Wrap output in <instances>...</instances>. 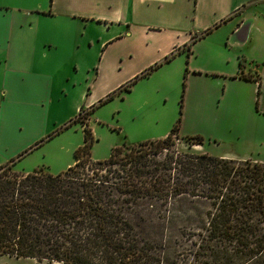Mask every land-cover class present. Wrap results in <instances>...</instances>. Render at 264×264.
<instances>
[{
  "label": "crops",
  "instance_id": "crops-1",
  "mask_svg": "<svg viewBox=\"0 0 264 264\" xmlns=\"http://www.w3.org/2000/svg\"><path fill=\"white\" fill-rule=\"evenodd\" d=\"M180 54L190 67L205 58L194 70L221 78V99L245 96L264 118V0H0V131L65 135L82 110ZM7 141L10 154L31 146ZM10 154L0 166L23 156Z\"/></svg>",
  "mask_w": 264,
  "mask_h": 264
},
{
  "label": "trees",
  "instance_id": "trees-1",
  "mask_svg": "<svg viewBox=\"0 0 264 264\" xmlns=\"http://www.w3.org/2000/svg\"><path fill=\"white\" fill-rule=\"evenodd\" d=\"M84 126L75 163L57 175L0 166V256L47 264H264V162L174 151L179 121L163 138L93 161V134ZM184 139L190 147L203 142ZM180 197L213 206L184 259L183 250L167 254L136 219L160 217Z\"/></svg>",
  "mask_w": 264,
  "mask_h": 264
},
{
  "label": "rangeland",
  "instance_id": "rangeland-1",
  "mask_svg": "<svg viewBox=\"0 0 264 264\" xmlns=\"http://www.w3.org/2000/svg\"><path fill=\"white\" fill-rule=\"evenodd\" d=\"M148 23L155 28L161 26L159 16L148 19ZM125 29L126 25L116 31ZM204 60L206 59L193 58L190 67L186 54L174 55L169 62L148 71L143 78L136 79L129 92L116 91L111 99L99 104L106 97L98 102L99 105H95L92 113V108L82 110L67 123V131H70L65 135L54 134L49 138L38 134L25 137L22 134L7 138L12 142L18 141L15 144L17 149L31 145L22 148L18 153L10 154L14 151H6L5 143L10 142L0 131V159L9 154L12 159H16L27 151L18 159L19 162L16 161L13 167L15 171L31 173L43 169L57 175L65 171L66 161L72 160L71 147L79 141L82 143L84 124L89 125L90 120L94 138L91 149L93 161L107 159L115 147L137 146L146 141L163 138L178 121L179 133L174 136V151L206 153L238 162L264 161V118L251 113L253 104L245 96L238 98L237 104L227 98L222 100L220 94L224 87L221 78L211 73L198 75L194 70L195 64ZM93 80L94 77L91 76V84ZM246 92L247 89H244L242 93L245 95ZM7 124L10 133L16 134L11 129L14 125L10 122ZM195 136L203 138V142L190 147L189 141L184 138ZM35 140L39 145L28 153ZM212 209L211 200L180 197L163 210L160 217L141 220L136 216V219L138 218V224L147 231L145 234L153 242L164 244L167 254L175 255L183 250L180 257L184 259V252L191 247L190 242L197 241L198 234H205L208 212ZM0 264L47 263L0 256Z\"/></svg>",
  "mask_w": 264,
  "mask_h": 264
}]
</instances>
